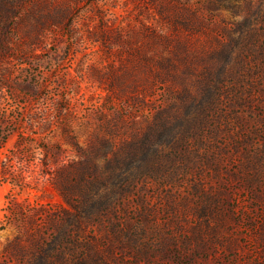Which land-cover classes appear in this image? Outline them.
Returning a JSON list of instances; mask_svg holds the SVG:
<instances>
[{
    "label": "rangeland",
    "instance_id": "obj_1",
    "mask_svg": "<svg viewBox=\"0 0 264 264\" xmlns=\"http://www.w3.org/2000/svg\"><path fill=\"white\" fill-rule=\"evenodd\" d=\"M248 1L0 0V264L62 203L59 166L159 119L183 137L152 135L165 150L120 225L89 227L101 264H264V20Z\"/></svg>",
    "mask_w": 264,
    "mask_h": 264
},
{
    "label": "trees",
    "instance_id": "obj_2",
    "mask_svg": "<svg viewBox=\"0 0 264 264\" xmlns=\"http://www.w3.org/2000/svg\"><path fill=\"white\" fill-rule=\"evenodd\" d=\"M250 2L252 0L246 6L248 11L252 6ZM253 12L252 15L264 20V0H257ZM256 26V23L250 24L245 30L251 35L257 32ZM260 28L264 29V25ZM160 65L165 67V62H160ZM166 66L176 67L172 60ZM190 95L193 96L191 93ZM182 97L180 95L181 99ZM144 102L138 99L135 105L131 103L133 111L130 113H126L127 105H123L116 116L119 124H125L127 117L131 118L130 124H133L136 107ZM174 123L175 121L165 122L160 119L154 121L146 129L143 128V131L124 139L119 147L112 149L111 156H98V162L95 160L96 154L87 151L81 159L72 163L71 169L66 165L59 166L53 181L62 203L49 212L44 211L41 222L24 232L25 238L16 235L4 247L3 255L7 262L21 256L20 261L15 264L103 263L100 248L92 244L97 242V237L89 227L100 228L105 220L114 231L120 225V209L130 198L136 183L154 175L157 157L165 150L162 141L154 142L150 137L165 135L170 143H177L183 136L177 135ZM100 162L103 164L102 169L98 165ZM41 227L47 229L48 233L41 230Z\"/></svg>",
    "mask_w": 264,
    "mask_h": 264
}]
</instances>
